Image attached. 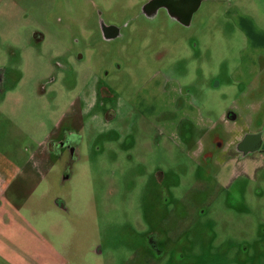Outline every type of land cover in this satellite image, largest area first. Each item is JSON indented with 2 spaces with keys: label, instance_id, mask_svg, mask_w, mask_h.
I'll return each instance as SVG.
<instances>
[{
  "label": "rangeland",
  "instance_id": "374dc122",
  "mask_svg": "<svg viewBox=\"0 0 264 264\" xmlns=\"http://www.w3.org/2000/svg\"><path fill=\"white\" fill-rule=\"evenodd\" d=\"M11 1L0 264H264V157L234 140L264 124L261 90L237 78L241 25L264 30V0H201L185 30L121 17L127 0H98L100 18L81 12L96 0Z\"/></svg>",
  "mask_w": 264,
  "mask_h": 264
},
{
  "label": "flooded vegetation",
  "instance_id": "af4514ba",
  "mask_svg": "<svg viewBox=\"0 0 264 264\" xmlns=\"http://www.w3.org/2000/svg\"><path fill=\"white\" fill-rule=\"evenodd\" d=\"M129 2V7L123 11L120 10L121 17L131 18L133 21L135 19H144L146 25L148 26H156V22L160 19H166L167 23L170 27L173 28H181L183 30L188 29L192 25L193 18L197 15V11L201 6V0H127ZM108 9L107 11H110ZM82 15L84 13H88L90 15H95L97 17H102L106 12V9L99 4V1L96 0L91 9L81 10ZM150 19V20H149ZM156 19V20H155ZM156 22H155V21ZM154 21V22H153ZM102 34L105 38L108 39H117L121 35V28L117 26H104L102 25ZM87 46L88 43H87ZM53 81V80H51ZM155 81V78L152 82ZM163 100H164V109L169 111L172 109L173 113L179 114L177 117V125L178 127L186 121L185 118V107L179 103V96L173 90H167L164 92ZM135 98V97H134ZM133 98V99H134ZM133 99L131 100V104H133ZM95 101H99L97 99V94H95ZM134 105V104H133ZM149 111H152V107L147 106ZM231 117V116H230ZM197 119V118H196ZM191 124V130H197V123H193V121L187 120ZM63 145V143H62ZM256 148V139L253 137H243L238 143V151L242 155H247V153H251Z\"/></svg>",
  "mask_w": 264,
  "mask_h": 264
},
{
  "label": "crops",
  "instance_id": "0c3cea01",
  "mask_svg": "<svg viewBox=\"0 0 264 264\" xmlns=\"http://www.w3.org/2000/svg\"><path fill=\"white\" fill-rule=\"evenodd\" d=\"M4 2L2 4L1 2ZM20 6L14 4L11 0H0V15H10L16 16L19 11ZM242 31L246 39V47L242 50V60L244 62L242 66V72L237 76V78L244 84L248 89L254 90L258 87L262 92V99L257 103V107L260 110H264V30L254 29L251 25L243 24ZM38 33L34 32L31 39L33 41L37 40ZM41 37V36H40ZM3 45L7 47V44L0 42V47ZM9 46V45H8ZM12 46H15L13 43ZM262 59L263 63L260 64L259 60ZM3 80L0 79V83ZM232 110L237 112L235 105L232 106ZM238 113V112H237ZM230 116L234 118L230 120H235V114ZM243 137H253L256 139V148L253 152L247 153L248 155L257 154V159H263L264 150L262 147L264 145V124L258 131L249 130L245 133L239 134L234 140L235 143H239Z\"/></svg>",
  "mask_w": 264,
  "mask_h": 264
},
{
  "label": "water",
  "instance_id": "95a60500",
  "mask_svg": "<svg viewBox=\"0 0 264 264\" xmlns=\"http://www.w3.org/2000/svg\"><path fill=\"white\" fill-rule=\"evenodd\" d=\"M230 118H231V119H233L234 117H233V116H231Z\"/></svg>",
  "mask_w": 264,
  "mask_h": 264
}]
</instances>
